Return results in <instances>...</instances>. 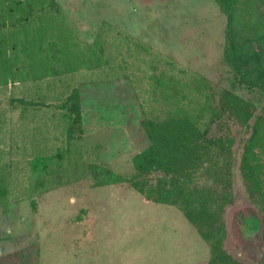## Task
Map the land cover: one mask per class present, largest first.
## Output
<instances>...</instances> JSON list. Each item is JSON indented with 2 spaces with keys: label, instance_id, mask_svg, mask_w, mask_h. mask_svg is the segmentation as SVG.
<instances>
[{
  "label": "rangeland",
  "instance_id": "obj_1",
  "mask_svg": "<svg viewBox=\"0 0 264 264\" xmlns=\"http://www.w3.org/2000/svg\"><path fill=\"white\" fill-rule=\"evenodd\" d=\"M58 1L83 40L92 41L104 22V27L111 26L109 32H124L149 45L151 56L129 68L131 76L143 70L147 79L102 77L82 84L61 74V95L53 93L43 109L46 101L61 105L79 86L83 113L81 130L61 160L55 153L67 143L68 118L59 107L48 109L61 116L49 132H59L49 139L53 147L40 150L44 138L38 130L48 117L42 125L31 123V107L25 106L19 120L6 127L0 141V264H201L207 243L175 206L142 196L126 181L95 186V179L75 170L68 157L76 160L77 147L83 162L95 161L127 178L134 172L132 157L149 143L141 124L144 118L196 113L207 94L230 86L232 75L222 64L225 15L216 0ZM157 78L175 85L176 94L157 85ZM21 80L0 90V102L21 95L16 89L26 93L30 80ZM238 86L244 96L253 95ZM45 91L50 93L49 88ZM44 154L53 156L46 185L18 198L10 194L12 178L28 176L35 183L31 164ZM239 158L237 145L234 179L241 178ZM234 182L235 199L224 213L225 246L243 264H264L258 213L247 199L242 178Z\"/></svg>",
  "mask_w": 264,
  "mask_h": 264
},
{
  "label": "trees",
  "instance_id": "obj_2",
  "mask_svg": "<svg viewBox=\"0 0 264 264\" xmlns=\"http://www.w3.org/2000/svg\"><path fill=\"white\" fill-rule=\"evenodd\" d=\"M259 1L216 0L226 18L222 64L232 75L231 85L207 94L196 113L167 112L163 118H144L141 124L149 143L132 157L134 172L129 177L105 170L95 161L83 162L77 147L76 160L68 157L75 170L95 179V186L126 181L142 196L175 206L207 243L201 264H243L225 246L228 226L224 213L234 202L237 178H242L247 199L258 213L264 243V7ZM261 2L264 4V0ZM0 5V90L21 79L31 83L26 93L16 89L22 94L0 102V141L6 127L31 107L27 114L31 123L42 125L48 117L38 130L44 138L40 150L53 147L49 139H55L59 132L53 130V136L49 132L55 119L61 117L55 112L59 107L62 116L68 118L64 126L68 144L56 147L55 158L61 160L64 149L78 136L75 134L81 130L83 117L79 86L61 105L46 101L48 106L43 109L53 93L55 97L61 95V74L82 84L102 77H132L139 82L147 79L146 73L142 70L131 76L130 65L151 56V48L124 32H109L111 26L104 27V22L92 41L81 39L58 0H0ZM151 61L147 62L150 68ZM156 83L177 92L175 85L162 84L160 78ZM241 84L253 95L244 96L239 91ZM48 88L49 94L43 92ZM50 107L55 111L49 113ZM237 145L241 178L234 179ZM52 159L44 154L33 160L30 173L35 183L28 176L12 178L15 184L9 183L10 194L18 198L44 187Z\"/></svg>",
  "mask_w": 264,
  "mask_h": 264
},
{
  "label": "crops",
  "instance_id": "obj_3",
  "mask_svg": "<svg viewBox=\"0 0 264 264\" xmlns=\"http://www.w3.org/2000/svg\"><path fill=\"white\" fill-rule=\"evenodd\" d=\"M189 262H192V261H189Z\"/></svg>",
  "mask_w": 264,
  "mask_h": 264
}]
</instances>
